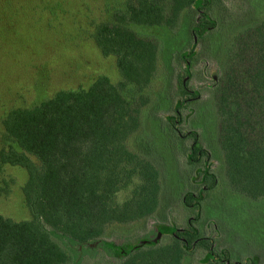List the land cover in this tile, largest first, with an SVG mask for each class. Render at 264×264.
I'll return each instance as SVG.
<instances>
[{"label": "trees", "instance_id": "1", "mask_svg": "<svg viewBox=\"0 0 264 264\" xmlns=\"http://www.w3.org/2000/svg\"><path fill=\"white\" fill-rule=\"evenodd\" d=\"M256 5L264 7L262 0ZM222 9L232 13L221 0H122L111 20L98 23L92 33L101 54L115 57L118 84L100 74L86 87L60 89L7 112L2 122L7 147L0 150V161L25 170L21 191L29 217L14 220L0 214V264H83L99 252L113 257L106 244L109 227L145 220L164 195L160 155L152 144L143 146L149 140L145 135L152 140L151 129L168 130L181 145L191 138L186 158L199 183L197 192L185 190L181 196L196 209L190 225L200 220L201 203L217 185L249 200L264 198V12L254 18L247 10L246 21L238 22L221 15ZM196 11L201 12L197 19ZM182 14L196 21L189 29L193 47L188 53L177 50L186 78L177 81L181 98L170 106L175 116H166L163 127L156 111L168 106L155 107L153 92L162 91L169 100L174 52L130 24L173 31ZM200 41L216 63L210 98L218 118L221 173L213 170L212 152L197 129L181 134L177 126L185 104L200 96L185 80L191 77V59ZM161 56L168 73L158 69ZM159 76L164 89L155 91ZM200 228L176 227L164 248L144 244L100 264H179L197 245L205 250L197 264H244L233 260L219 239L201 235ZM245 262L264 264V258L253 254Z\"/></svg>", "mask_w": 264, "mask_h": 264}, {"label": "rangeland", "instance_id": "2", "mask_svg": "<svg viewBox=\"0 0 264 264\" xmlns=\"http://www.w3.org/2000/svg\"><path fill=\"white\" fill-rule=\"evenodd\" d=\"M221 1L232 11L227 14L222 9L221 15L226 18L232 16L238 22H245L247 10H251L254 18L263 16L264 7L256 5L259 0ZM262 3L264 5V0ZM121 6L122 0H0V150L7 147L2 122L10 109L31 106L60 89L86 87L100 74L118 84L121 76L115 57L101 54L92 33L98 23L111 20L113 10ZM199 15L201 12L196 11L193 18L196 16L197 19ZM193 18L191 14L188 17L182 14L173 31L162 26L130 24L138 33L161 39L164 46L171 53L174 52L169 62L172 71L168 80L169 100L165 99L162 91L158 95L153 92L156 96L155 107L168 106L156 111L160 116L158 118L163 120V127L166 126V116H175L170 106L181 98L177 81L186 78V73L177 50L188 53L193 47V32L189 30L196 23ZM194 49L196 54L191 59V77L185 80L188 89L197 90L200 96L185 104L181 110L182 121L177 126L181 134L191 128L197 129L202 144L212 152L213 170L221 173L222 156L217 144L218 118L210 98L217 78L216 63L206 55L203 41ZM210 54L214 55L213 52ZM160 59L158 69L167 72V60L162 56ZM162 80L160 76L155 79L152 89H164ZM187 96L193 97L190 93ZM149 132V135L153 134L152 140L145 135L149 140L143 142V146L152 144V149L160 155L164 188L160 205L153 215L143 221L111 225L106 244L111 247L114 256L99 252L83 264L112 262L144 244L157 243L164 248L172 242L174 228L189 230L192 226H201V235L212 236L219 239L217 243L228 246L233 260H242L246 264L245 261L253 254L259 255L262 260L264 198L249 200L231 194L226 186L217 185L201 203L200 220L190 225L188 219L194 218L196 209L190 207L193 202L187 207L181 196L185 190L197 192L199 183V176L194 177L195 170L186 158L191 138H186L181 145L164 128ZM26 178L27 174L20 166L0 161V214L14 220L29 217L21 191ZM125 194L126 191H122L119 197L123 199ZM204 255L205 250L197 245L192 247L190 254L184 255L179 264H197Z\"/></svg>", "mask_w": 264, "mask_h": 264}]
</instances>
